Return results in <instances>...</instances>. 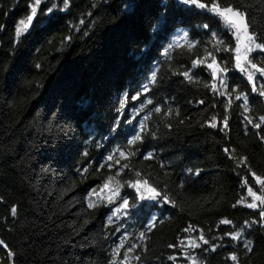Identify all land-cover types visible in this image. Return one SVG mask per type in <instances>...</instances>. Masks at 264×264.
<instances>
[{"label":"trees","instance_id":"obj_1","mask_svg":"<svg viewBox=\"0 0 264 264\" xmlns=\"http://www.w3.org/2000/svg\"><path fill=\"white\" fill-rule=\"evenodd\" d=\"M33 3L0 0V264H121L126 253L125 264H264V205L247 207L248 187L264 196L251 175L264 179V77L253 92L233 31L179 0H44L17 40ZM219 3L246 11L264 37V0ZM184 31L191 50L174 45ZM207 52L228 71L214 78L211 58L193 67ZM249 59L264 67V52ZM138 179L161 196L141 200Z\"/></svg>","mask_w":264,"mask_h":264},{"label":"snow or ice","instance_id":"obj_2","mask_svg":"<svg viewBox=\"0 0 264 264\" xmlns=\"http://www.w3.org/2000/svg\"><path fill=\"white\" fill-rule=\"evenodd\" d=\"M44 2V0H34V3L30 5L31 8V12L30 14L27 16L26 20L22 19L19 21L16 29H15V35L17 40H19V38L28 31L29 27L32 25V22L34 20V18L37 16V12H38V8L41 5V3ZM180 3H183L184 5H189V6H195L199 9H205L211 13H213L214 15H216L224 24L225 26L232 30L234 35L236 36V45L234 49H231L232 51L235 52V67L237 69H239L241 72L246 73L247 75V79L251 82H253V86H252V91L255 92L257 91V87L254 81V77L259 74L261 77H264V67H259L258 64L253 63L251 59H249V56L251 53L255 52V51H259V52H264V43H258V40H262L264 39V37L259 36L258 34H256L254 32V30H250L252 28V25L250 23L249 20V14L244 11L241 10V8L237 5H233V4H227L224 7L220 6L219 0H212L211 4H206L201 2V0H179ZM64 3V9H67L69 6V0H63ZM56 4H53L52 7L47 9L48 13H52L55 9H56ZM166 7V5H165ZM81 23H83V21H81ZM204 28H208V25H204ZM188 32L184 31L182 33V35H179L177 40L174 41V45L176 47H187L189 50H191L192 48H194L196 46L195 41H189L188 40ZM213 35H215L213 33ZM67 39H70L67 38ZM183 40L185 43L183 45L180 44V41ZM218 44H222L223 41H217ZM173 44H170L168 46V48H172L174 46ZM168 48L164 49L165 54H167L168 52ZM219 50V49H216ZM228 50V49H225ZM209 58H211L212 63L207 64V67L212 69L213 72V77L216 78L219 74L221 73H225L228 71V69L226 67H220L219 64H217L215 56L212 54V52H207V55L203 58H197L195 60H193V67H195L198 64L201 63H205ZM182 75H184L186 78L191 79L190 73L189 72H184L182 73ZM156 82V71H153L151 73V77H150V83H155ZM221 83H223V81H221ZM264 87V86H262ZM213 90H216V86L213 84L212 85ZM149 90L148 86L145 85L143 88V92L146 93ZM143 93H137L136 96H133L132 99H138L140 97V95H142ZM261 96H264V90L260 91L259 93ZM241 97L244 98V102H245V111H248L247 108V96L244 93H241L240 96H237L236 99H241ZM125 100H127V97H125ZM149 104L152 103V101L149 99L147 101ZM121 107H124L123 104H121ZM156 112H160L161 109L159 107H157L155 109ZM260 120L262 122H264V117H260ZM249 123H251V120H249ZM212 127H216V123H215V118H213V122L211 124ZM256 128L260 127V124H254L253 125ZM224 127H227V117H225L224 120ZM145 131V126L143 124H141L140 126V131L134 135L132 137V139H130L128 141L129 144H134L136 141L141 140L142 136L140 135V133ZM225 151H228L227 149H225ZM119 155L121 157H125V153L124 152H120ZM152 156V153H148V156L145 157L150 158ZM246 160V158H243ZM109 161H113L115 164H119L120 161L119 160H115L114 156H109L108 157ZM103 166V165H102ZM112 165L110 164L109 167H111ZM128 165L125 164L122 166V168H127ZM139 177V173L136 174ZM254 178H255V182L259 185L262 186L261 190H264V179H262L260 176H257L254 172L251 174ZM113 177H108V179L106 180L105 184L103 185V188L101 189V192H103L104 189H109V186L111 184V182L113 181ZM245 184H247V179H245L244 181ZM141 184H143L145 191L147 192V195L144 194V192L141 191ZM130 186L136 188L137 192H140V199H156L157 197L161 196V193L158 192L154 187H152L147 180H137L135 183H131L130 182ZM119 190H120V186L119 183L117 182L116 187L114 189H112V195L108 197L109 202H111L113 199H115L117 196H119ZM248 195L251 196L253 198V202L247 204V207L249 208H256L258 207V204L256 203V201H259V205H264V196H258L256 194V192L253 191L252 187H248ZM164 199H167V197L165 196ZM243 202V198L241 199V201H238V203H242ZM172 203H175L174 201ZM90 208L91 207H95L96 204L94 201H90L89 205ZM129 207V202L127 199H123L122 204L120 205V207L117 209V211H120L121 209H127ZM12 214L15 215L16 214V209L13 208L12 210ZM261 216L264 217V211L261 212ZM109 223H112L111 218H109ZM222 224H231L232 222L228 219H223L221 221ZM247 223V222H246ZM192 228L191 226H189L188 229H185V231H191ZM143 233H141V237H143ZM228 235H230L232 237V239H239L241 236L240 232H233V233H228ZM200 239L203 240V235L200 236ZM204 243H208L206 240L204 241ZM0 246H4L5 248L7 247V245L4 244V242L2 240H0ZM192 247H199V245H197L194 241L191 243ZM123 247V242L121 243V245L115 250V254L119 255V248ZM170 247H172L170 245ZM248 251H251V247L249 246L247 248ZM132 251V248L128 249V252L130 253ZM13 255V253L9 252V256ZM128 257H127V253L125 254L124 260L121 261V264H125V261H127ZM170 259H172V257H170ZM231 259L233 261H237L238 262V258L235 254H231ZM193 264H196L195 260H193Z\"/></svg>","mask_w":264,"mask_h":264},{"label":"water","instance_id":"obj_3","mask_svg":"<svg viewBox=\"0 0 264 264\" xmlns=\"http://www.w3.org/2000/svg\"><path fill=\"white\" fill-rule=\"evenodd\" d=\"M37 16H38V12H37ZM37 16L34 18L32 25L29 27L28 31L25 34H30L32 32V29L34 27V23L36 22Z\"/></svg>","mask_w":264,"mask_h":264}]
</instances>
